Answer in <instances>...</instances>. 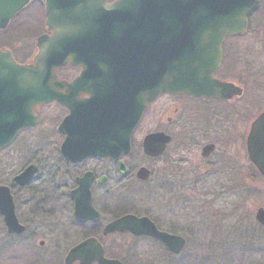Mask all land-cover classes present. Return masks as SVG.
<instances>
[{
	"label": "flooded vegetation",
	"instance_id": "obj_1",
	"mask_svg": "<svg viewBox=\"0 0 264 264\" xmlns=\"http://www.w3.org/2000/svg\"><path fill=\"white\" fill-rule=\"evenodd\" d=\"M114 1L106 0L107 4ZM249 25L248 21L243 35L223 41L220 68L214 74L216 80L230 82L237 93L225 100L159 95L142 113L127 154H122L120 147L122 76L112 75L114 68L95 65L94 41L101 30L88 34L90 43L75 46L73 65L66 59L54 71L52 91L56 100L35 106V127L19 131L5 148L10 150L8 166H19L10 167L9 175L0 173V187L8 189L14 217L23 232L9 234L0 215V235L10 240L41 238L37 250L63 251L58 264H64L68 252L89 239L100 245L104 259L120 264H139L142 260L172 264L185 254L183 264H187L193 248L184 254L188 242L182 234L195 237L199 230L212 236L209 244L224 255L225 258L219 257L223 264L233 260L246 262L248 256L256 255L263 260L264 226L255 216L259 209L264 210V205L255 204L254 200L250 210V221L261 232L263 243L254 239V230L242 233L236 231L232 222L233 227L229 226V219L236 216L235 210H207L208 202L223 198L213 189L245 186L252 192L248 198H253L255 177L264 179L249 153L254 145L252 137L249 144L253 124L264 111V84L255 85L250 52L239 43L247 36ZM51 35L44 18V1L29 0L0 30V51H10L19 64L34 66L37 39ZM10 45L22 48L20 60ZM69 116L71 122L66 124ZM106 118L109 139L101 149L105 155H85L81 159L64 155L65 151L75 150L63 147L68 135L75 148L84 147L94 131L91 127L97 126L101 131ZM43 121L47 126L42 127V137L36 140L42 146H27V135ZM142 127V135L135 139ZM148 135L156 136L152 156L145 155L142 149V141ZM27 169H32L30 179L23 185H12ZM76 197L87 201L89 209L83 206L78 214L91 219H77ZM192 202L199 204L200 210L191 211ZM230 205L228 202L226 207ZM127 216L145 219L140 226L145 234H105L108 225ZM152 228L159 234L182 239L181 250L174 254L159 239L147 235ZM238 233L243 234L241 246L248 255L243 260L233 255L240 243L230 235ZM31 249H26L27 264H46L44 257ZM242 250L240 247L238 254Z\"/></svg>",
	"mask_w": 264,
	"mask_h": 264
},
{
	"label": "water",
	"instance_id": "obj_2",
	"mask_svg": "<svg viewBox=\"0 0 264 264\" xmlns=\"http://www.w3.org/2000/svg\"><path fill=\"white\" fill-rule=\"evenodd\" d=\"M28 1L0 0V30ZM258 3L259 0H117L107 5L105 0H44L46 27L53 33L51 37L37 39L34 67L18 65L9 52L0 51V149L19 130L36 124L33 107L57 98L52 91L55 69L64 65L67 58L72 65L75 46L87 45L88 34L100 30L94 41L95 65L114 68L116 72L112 75L122 76L120 147L123 154L129 152L131 132L146 104L158 95L230 99L237 89L230 82L212 77L220 66V47L226 37L244 33L247 19ZM103 123V131L94 130L84 147L75 148L73 138L68 135L63 147L75 150L65 151L64 155L77 159L105 155L101 149L107 145V120ZM253 128L249 144L252 137L254 145L249 153L257 171L264 176V111ZM155 138L149 135L143 140L144 154L153 155ZM31 172L32 169H27L12 185L25 184ZM83 206L89 211L87 201L76 197V214ZM0 215L9 234L23 232L14 217L8 189L4 187H0ZM255 218L264 226V210L259 209ZM77 219L91 218L78 214ZM144 221L124 217L108 225L105 234L123 231L145 234L140 231ZM147 235L159 239L174 254L183 247L180 238L159 234L153 228ZM75 262L120 264L104 259L100 245L93 239L68 252L64 264Z\"/></svg>",
	"mask_w": 264,
	"mask_h": 264
},
{
	"label": "rangeland",
	"instance_id": "obj_3",
	"mask_svg": "<svg viewBox=\"0 0 264 264\" xmlns=\"http://www.w3.org/2000/svg\"><path fill=\"white\" fill-rule=\"evenodd\" d=\"M250 22H249V30L247 33V36L243 38L239 43L243 45V49H248L250 52V59H251V71H252V77L255 85H263L264 84V0H260V6L259 9L254 12L250 16ZM20 45H24L23 42L20 43ZM11 51L14 53L16 59L20 60L21 56L19 53H21L23 50L20 47L17 49V47L10 45ZM264 105V98L261 102V106ZM45 121H47L45 119ZM46 122H41L39 124L38 128H35V130L30 132V134L27 135L28 144L27 146H40V142H36V140H40L42 135V127L47 126L44 124ZM48 124V123H47ZM51 123L49 122L48 125ZM146 127V124H144ZM142 128H139V130L136 133L135 139H138L142 135ZM53 144V143H52ZM42 146V145H41ZM9 149H5L0 153V173H3L5 175H9L10 173V167H18L19 165L17 163H9L10 167L8 166L9 161ZM256 178V184L254 186V197L248 198L252 192H250V188L245 186H237V187H221V188H215L213 191H216L217 193L223 195L222 199H217V202H208L206 207L207 210L212 211H226V210H235V217L232 219H229V226H235L236 231L239 232H251L254 230V239H256L257 242L263 243L262 239L264 240V237L260 240V234L258 228H255V224H253L250 221V210L252 207V201L255 200V204L258 205H264V179H260L259 177ZM214 194V193H213ZM229 195V196H228ZM230 202L231 205L229 207H226L227 203ZM196 202H192L190 204L191 211L193 210H200L199 204H194ZM193 204V205H192ZM221 207V208H220ZM225 207V208H224ZM231 222L233 223L231 225ZM251 222V223H250ZM226 225V224H225ZM232 226V227H233ZM31 231V230H30ZM242 233L238 234H232L230 237H234L238 244L240 243V246L237 247L236 250H234V258L238 260H243V258L246 259L248 256L247 253L242 250L241 244H244V238L242 237ZM202 234V235H201ZM195 237L189 235L188 237L186 234H182V237L187 239L188 242V249L185 253L189 252L191 248H193V251L191 250V260L187 262V264H223L219 260V257H224V255L221 254L220 251L216 250L214 246H211L209 244V240L212 239V236L210 234H207L203 231L196 230ZM198 235V236H197ZM81 237V234H79V238ZM192 237V238H191ZM41 238H32L30 236H25L23 238H20L18 240H10L4 237L3 235H0V264H27L28 256L25 253H28L26 249H30L33 251H38L39 255L43 256L45 259L46 264H58L60 258L64 254L63 251H50V250H37V243L40 241ZM216 242V241H214ZM234 242V241H233ZM191 243V244H190ZM30 246V247H29ZM186 246V247H187ZM241 247L242 254L239 253V248ZM226 253V251H223ZM14 255V257H13ZM186 255V254H185ZM181 255L180 257H177L174 259L172 264H183L184 256ZM247 255V256H246ZM259 257V255H256L254 258L252 256H248V259L246 262L241 261H235L229 262L228 264H264V258L263 260ZM47 260V261H46ZM205 261V263L203 262ZM45 264V263H43ZM133 264H137V262H134ZM139 264H152L150 261H140ZM158 264H166V262L161 261Z\"/></svg>",
	"mask_w": 264,
	"mask_h": 264
}]
</instances>
